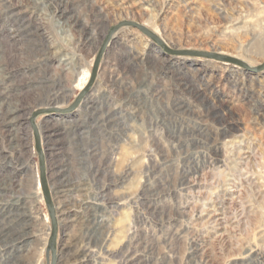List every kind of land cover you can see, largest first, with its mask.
Wrapping results in <instances>:
<instances>
[{"label": "rangeland", "instance_id": "1", "mask_svg": "<svg viewBox=\"0 0 264 264\" xmlns=\"http://www.w3.org/2000/svg\"><path fill=\"white\" fill-rule=\"evenodd\" d=\"M124 21L167 49L264 63V0H0V264L50 261L29 118L53 108L35 124L54 264L62 250L63 264H264V70L169 54L121 27L63 112ZM104 220L103 251L84 235Z\"/></svg>", "mask_w": 264, "mask_h": 264}, {"label": "water", "instance_id": "2", "mask_svg": "<svg viewBox=\"0 0 264 264\" xmlns=\"http://www.w3.org/2000/svg\"><path fill=\"white\" fill-rule=\"evenodd\" d=\"M131 26L132 28H135L136 30H138L140 33L144 34L145 36L149 37L155 44H158L162 49L165 50V52L167 53H171L174 55H186V56H192V57H204L206 59H213L216 61H220V62H228L231 63L233 65H238L240 67H242L243 69H245L246 71L249 72H260L262 70H264V63L260 66H258L257 68H251L248 67L245 63H243L240 60H236L234 58L228 57V56H222L219 54H214V53H203V52H191V51H174L171 49H167L164 44L161 42V40L158 37H155L151 34V32H149L145 27L136 24L134 22H119L118 24H116V27H113L112 29L109 30V32L106 34V36L103 38V43L100 46V48L98 49V53L94 59V62L92 64V69L90 72V76H89V81L88 83L85 85V87H83V89H81V91L79 92V95L77 96L76 100L73 102V104L70 106V108L66 109L63 112H70L73 111L75 108L78 107V105L81 102V99L87 94V92L92 88V85L95 81V77L99 68V63L101 58L104 55V50L106 48V46L108 45V43L111 40V36L116 32V30H118L121 27H129ZM60 110H57L56 108H53L52 110H45V109H39L38 111L34 112L30 118H29V122L31 124L32 127V131H33V135H34V139H35V148L38 154V161H39V186L41 188V192H42V197L43 200L46 203L47 206V212L49 214L50 217V235L48 237V243H47V248H46V254H47V261L49 258V254H51V258L50 261H48L47 264H54V260H55V247H56V236H57V232H58V227H57V222H56V215L54 214V208H53V204L52 201H50V195H49V188L47 187V180H46V174H45V170H44V161H43V154H42V150L39 146V135L37 133V129H36V122L35 119L37 117H39L41 114H45V113H55L58 112Z\"/></svg>", "mask_w": 264, "mask_h": 264}, {"label": "bare ground", "instance_id": "3", "mask_svg": "<svg viewBox=\"0 0 264 264\" xmlns=\"http://www.w3.org/2000/svg\"><path fill=\"white\" fill-rule=\"evenodd\" d=\"M49 1H52V0H49ZM58 9H59V21L60 22H63V23H66V24H68V23H71V24H73V25H76V23H77V19L75 20H72V21H69L68 20V18H66V15L64 14L65 12H66V8L65 7H63V6H61V5H58ZM124 22H127V21H124ZM129 22H131V21H129ZM64 29V28H63ZM68 29V28H67ZM76 29V28H75ZM66 30V29H65ZM83 30V29H82ZM119 30V29H118ZM116 32H117V30H116ZM116 32L111 36V40H110V42H112V40L114 39V35L116 34ZM84 35V34H83ZM112 44V43H111ZM66 68V67H65ZM92 89V88H91ZM90 89V90H91ZM89 90V91H90ZM88 91V92H89ZM88 92H87V94L82 98V99H85V97L88 95ZM192 94V96H193V98L195 99V101H198V102H201L202 104L203 103H205L206 101H204V99H205V96L200 92V91H198V92H193V93H191ZM81 99V100H82ZM207 103V102H206ZM206 106V105H205ZM178 109H183V107L180 105V106H178L177 107ZM214 108L212 107L211 108V106H206L205 107V114H209V113H211L212 112V110H213ZM16 120V117L15 116H13V118L11 119V121L13 122V121H15ZM36 129H37V127H36ZM37 133H38V129H37ZM38 135H39V133H38ZM39 139L41 140V137H40V135H39ZM67 191H69V190H60V191H58V192H56L57 194H59V197H65L66 196V193H67ZM80 203V202H79ZM96 208V207H95ZM62 213L63 214H67L68 212L66 211V206H64V210L62 211ZM17 218H18V216H17ZM95 219H93L92 221H94ZM23 221V220H22ZM96 222V221H95ZM94 224V223H93ZM99 224V223H98ZM102 229H103V233H102V235H100L98 238H97V236L95 235V231H93V232H89V230L86 232V234L84 235V239L85 240H88L89 242L90 241H92V242H94V244H97V242H98V240H99V243L101 244V247H102V249H103V251L106 249V241H107V238H105V235H108V234H110L111 233V231L113 230V228L112 227H110V225L108 224V222H107V220H104L103 222H102ZM95 230V229H94ZM101 230V229H100ZM81 234V233H80ZM22 237V236H21ZM90 248V247H89ZM61 253V252H60ZM68 254H66V253H64V251L62 250V253H61V255L59 256V259H58V263L59 264H63L64 263V261H66L67 260V258H68ZM256 258H257V263H255V260L254 259H249V260H251V263L252 262H254L255 264H261L260 262H259V259H263V255H260L259 254V256H256Z\"/></svg>", "mask_w": 264, "mask_h": 264}]
</instances>
